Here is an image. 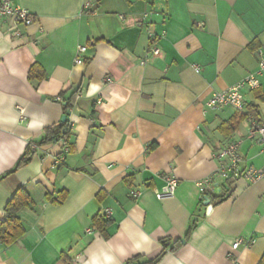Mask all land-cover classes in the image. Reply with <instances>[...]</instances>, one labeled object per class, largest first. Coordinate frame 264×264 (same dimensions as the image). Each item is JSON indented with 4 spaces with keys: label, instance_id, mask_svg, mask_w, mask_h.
I'll list each match as a JSON object with an SVG mask.
<instances>
[{
    "label": "crops",
    "instance_id": "crops-1",
    "mask_svg": "<svg viewBox=\"0 0 264 264\" xmlns=\"http://www.w3.org/2000/svg\"><path fill=\"white\" fill-rule=\"evenodd\" d=\"M9 1L33 22L0 19V221L19 188L33 205L17 213L22 237L0 243V264H150L162 253L157 264H259L264 181L218 180L212 195L224 198L209 206L197 183L231 143L241 142L243 168L264 164L246 139L250 117L264 124L256 99L264 80L243 93L242 112L205 110L213 93L255 71L264 0ZM147 29L159 39L157 57L148 54ZM79 46L84 63L75 65ZM238 114L237 129L220 133ZM64 116L65 135L39 145ZM30 144V161L14 170ZM168 176L178 181L174 197L157 200ZM97 216L112 220L105 237L93 227ZM238 238L255 242L234 250Z\"/></svg>",
    "mask_w": 264,
    "mask_h": 264
},
{
    "label": "built area",
    "instance_id": "built-area-1",
    "mask_svg": "<svg viewBox=\"0 0 264 264\" xmlns=\"http://www.w3.org/2000/svg\"><path fill=\"white\" fill-rule=\"evenodd\" d=\"M5 17L13 18L17 23L24 26H29L33 22L32 15L26 9L13 5L9 0H0V19ZM149 14H144V18H148ZM147 38L150 43L148 48V54L152 57L160 55V50L157 46L158 37L155 33L147 29ZM86 52L85 46H79L75 50V65H82L84 63V54ZM256 57V69L254 72L247 75L244 79L231 86L230 88L215 92L211 95L208 101L205 103L206 111L220 110L226 107L232 108L237 112H242L244 109V92L256 91L260 88V83L264 80V49L259 47L254 50ZM145 64V60L141 62V65ZM195 72H199V68L193 67ZM107 84L111 83L109 79L105 80ZM58 102H62L60 98H57ZM249 129L246 139L254 141L260 147V154L264 159V124H259L253 118H249ZM241 142L231 143L225 147L219 149L214 158L218 162V168L207 177L201 179L197 183L198 191L200 194V200H204L208 195L215 193L217 189V181L224 183L230 182L232 186L238 180H245L250 184L264 181V164L261 167L247 166L243 168L241 166L243 159L239 153V147ZM31 151L36 150V146L30 144ZM63 152H68V147L63 143ZM166 189L163 193H157V200L172 199L174 197L178 181L174 176H168L165 179ZM138 192H133L132 197L137 198ZM253 239L238 238L234 241L232 248L235 250L239 246L244 245L250 247L254 244Z\"/></svg>",
    "mask_w": 264,
    "mask_h": 264
},
{
    "label": "trees",
    "instance_id": "trees-1",
    "mask_svg": "<svg viewBox=\"0 0 264 264\" xmlns=\"http://www.w3.org/2000/svg\"><path fill=\"white\" fill-rule=\"evenodd\" d=\"M257 91L258 90H256L255 92ZM77 96H78V91H75L71 95L69 102L66 103L64 106L65 112L68 110L70 104H72L75 101ZM256 99L261 102H264V94H256ZM244 119H245V115L243 114H238V115L233 116L230 120L223 123L219 127L220 133L226 136H229L237 129L239 122L243 121ZM66 126H67L66 123H62L59 126L47 128L45 130L44 138L41 140L39 145L51 144L54 141L63 137L66 133ZM154 146H155L154 144L150 145L149 149L150 150L153 149ZM32 154H33V151H31L28 146L24 154L17 161L14 170L26 165L30 161ZM227 184L229 186L231 183L227 182ZM103 195L104 194L99 193L98 197H103ZM208 198L210 199V203L213 204L215 202H218L219 200H223L224 196L213 197V195H208ZM64 199H65V193H61L60 197L57 199L58 201L55 203L62 202ZM32 205H33V202L28 196V194L24 191V189L19 188L13 193L11 199L8 201L4 209V214H5L4 219L0 221V243L1 244L9 246V245L15 244L20 239V237H22V235L25 233V228L22 222L18 219L17 213L22 208L31 207ZM111 222L112 220L110 219H105L103 216H97L93 219L92 224H93V227L103 237H105L106 228L111 224ZM194 227H195L194 224L190 225V227L188 228L185 234V239L189 237ZM162 245L164 246V248H168L169 244L168 242H162ZM178 245H179L178 241L173 243L171 247V251L175 250V248ZM162 254L158 256L154 261H151L150 264H157L159 260L161 259ZM259 264H264V255L262 256Z\"/></svg>",
    "mask_w": 264,
    "mask_h": 264
},
{
    "label": "water",
    "instance_id": "water-1",
    "mask_svg": "<svg viewBox=\"0 0 264 264\" xmlns=\"http://www.w3.org/2000/svg\"><path fill=\"white\" fill-rule=\"evenodd\" d=\"M66 121H68V119H67L66 116H64V117L61 119V122H62V123H65ZM204 201L206 202L205 205H206V206H209V204H210V199H209L208 197H205V198H204ZM181 243L184 244L185 241L182 240Z\"/></svg>",
    "mask_w": 264,
    "mask_h": 264
}]
</instances>
